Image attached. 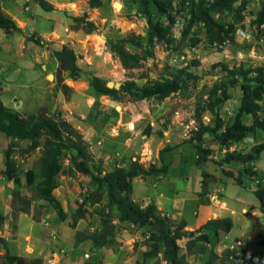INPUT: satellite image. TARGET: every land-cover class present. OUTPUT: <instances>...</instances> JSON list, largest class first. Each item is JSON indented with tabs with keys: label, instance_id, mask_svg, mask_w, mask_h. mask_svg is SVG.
I'll list each match as a JSON object with an SVG mask.
<instances>
[{
	"label": "rangeland",
	"instance_id": "374dc122",
	"mask_svg": "<svg viewBox=\"0 0 264 264\" xmlns=\"http://www.w3.org/2000/svg\"><path fill=\"white\" fill-rule=\"evenodd\" d=\"M39 1L2 0L4 14L21 29V32L13 33L0 29V99L3 104L25 120L45 115L72 125L88 146V164L96 176L117 168L128 169L134 156L145 168H160L164 163H160L161 158L165 155L167 164L171 165L169 174L137 177L133 181L132 198L142 207L160 200L162 210H158L159 214L166 218L172 230L181 227L185 231L183 218L194 224V230L186 232L200 231L208 222L207 215L200 212L199 206L195 208L200 212L197 216L192 209L195 205L192 195L198 188L201 173L202 183L207 173L205 182L208 183L209 200L218 205L214 207L217 214L209 213L208 218L229 216L234 219V228L229 233L221 232L218 237L209 232L212 242L204 244V252L197 246L190 250L185 242L182 243L183 263L222 264L219 258L212 259V253L223 257L228 249H234L245 264H264V208L255 195L259 185L264 187V152L254 167L259 177L253 180L243 178L247 187L236 182L243 174L244 166L225 162L229 154L247 153L252 145L263 143L264 134L260 133L258 139L254 136L249 138L252 140L249 144L245 141L220 144L213 134L208 133L202 143V148L212 151L207 161L199 158L196 143L192 141L199 128L197 110L208 105L211 89L216 85H226L229 90L231 98L218 108L227 122L239 109L244 82L242 77L230 72L242 67L264 66V42L259 39L257 29L250 27L260 9L259 0H247L246 29L238 27L236 44H228L221 51L207 42L202 27H196L193 37L197 35L202 41L195 51L189 52L190 37L178 43V52H171L165 45L158 44L154 48V56L142 61L135 69H125L119 58L108 49L110 42L131 35L139 37L143 47L127 44L129 52L142 56L148 47V19L133 0H100L98 8H91L89 0H45L54 7L51 12L43 10ZM182 1L185 4L186 0ZM174 6L177 7L176 3ZM72 17L93 22L96 31L87 34L83 28L77 29ZM63 47L74 51L77 63L84 71L78 80L70 78L69 72L61 71L53 55ZM172 56L177 57L178 62H173ZM193 61L199 62L190 70L197 76L196 81H191L187 89L164 101H135L123 94L104 96L90 84V79L97 76L107 82L135 81L144 86L147 82L173 78L181 67ZM262 108L260 115L264 118V101ZM216 118V114L210 111L201 115L204 125L208 126H214ZM245 122L251 123L252 116H247ZM135 124L137 127L132 129L130 126ZM148 126L152 137L143 131ZM9 143L11 139L0 132V237L7 241L12 253L28 261L40 257L45 260L44 264L94 263L92 237L104 230L102 209L107 202V194L103 195L101 203L89 207L86 217L73 228V212L85 195L96 190V186L92 175L69 171L71 154H66L64 171L57 180L59 186L54 195L68 214L67 220L61 221L53 207L47 205L33 188L22 191V197L31 200V213L18 212V208L12 205L14 185L4 173ZM29 144V141L18 142L14 154L23 184H26V172L36 169L42 156L40 149L25 153ZM162 148L164 155L159 152ZM227 173H233L234 178ZM216 183L218 185L215 186ZM221 188L224 200L229 204L228 210L218 203L222 198ZM201 190L205 189L202 187ZM160 192L166 197L160 199ZM202 192L199 193L200 204H204ZM181 202L185 205V217H178L175 213V206L179 208ZM40 206H45L41 221H33L34 211ZM219 209L227 211L219 215ZM111 220L107 232L116 245L102 248L98 264H137L144 261L145 242L148 240L145 237L150 234L148 228L122 223L116 213ZM4 253L5 248L0 245V255ZM147 264H169V261L161 249L157 257L147 260Z\"/></svg>",
	"mask_w": 264,
	"mask_h": 264
},
{
	"label": "trees",
	"instance_id": "16d2710c",
	"mask_svg": "<svg viewBox=\"0 0 264 264\" xmlns=\"http://www.w3.org/2000/svg\"><path fill=\"white\" fill-rule=\"evenodd\" d=\"M137 6L146 15L149 23L148 47L144 54L138 55L127 50L126 45L143 47L139 37L134 35L112 41L108 45L111 53L117 56L125 69L138 68L142 61L148 60L154 56V48L158 44H163L166 49L178 52V43L190 37L189 49L196 47L202 41L197 35L193 37L195 28L202 27L205 39L210 45H216L219 50L225 49L228 44H236V31L238 27L246 29V10L247 0H198L185 8L182 0H133ZM260 9L252 26L257 29L259 39L264 42V0H259ZM40 7L48 12L54 10V7L45 0H40ZM176 3L177 7L174 6ZM91 8L101 6L100 0H89ZM76 23V28H83L87 34L96 31V26L85 18L72 17ZM177 20H182L185 24L184 32L179 41L172 38L174 26ZM0 29L6 33L21 32L17 23L4 14L2 10V0H0ZM40 44V42H37ZM54 57L59 62L61 71L69 72L70 78L78 80L82 77L84 71L77 63V56L74 51L68 47L53 52ZM198 61H193L190 65L181 67L173 78H165L154 82H147L144 86H139L135 81H126L122 83L119 90L110 89L107 81L93 76L90 84L94 90L104 96L115 97L119 94L128 95L132 100L150 101L156 99L164 101L173 94H176L189 87L191 81H196L197 76L191 72L193 66H198ZM227 70V67L225 66ZM230 74L240 76L244 79L241 86L242 98L238 111L226 122V118L221 116L218 109L222 104L231 98L226 85H216L209 93L208 105L201 110H197L198 131L192 137L199 151V158L207 161L212 151L202 148V143L206 134L214 135L216 141L220 144L238 143L247 141L253 137L258 139L260 133L264 134V118L260 113L263 110L264 101V66L244 69L239 68L231 71ZM236 81V80H235ZM65 88H68L67 86ZM216 109L218 110L216 112ZM210 111L216 114L214 126L204 125L201 115L202 112ZM247 116H252V122L246 123ZM0 132L11 139L5 152L4 173L9 181L14 185L12 205L18 208L17 211L30 214L31 200L22 197V191L26 188H33L39 197L55 210L61 221H66L68 214L63 209L60 201L54 195L58 189V178L62 171L63 159L66 154H71V166L69 171L92 175L96 190L85 195L83 202L78 209L73 212L72 227L75 228L79 220L84 219L89 213V207L103 201V195L107 194V202L102 209L104 230L98 231L92 237L91 249L94 252V263L98 264L102 253L101 250L106 246H115L116 241L110 239L107 228L112 224V215L116 213L119 221L128 223L132 226L147 227L150 238L145 242V251L143 253L144 261L137 264H147L149 258L157 257L163 249L165 258L169 264H184L181 257L182 243L190 250L200 247L204 252V244L212 242L214 237L220 236L221 232L229 233L233 228L231 218L213 219L208 221L200 231L186 232L178 227L172 230L165 217L159 214L155 203L146 207L133 201V181L139 176H161L166 175L168 167L163 165L160 168L143 167L139 159L131 161L128 169L117 168L104 175H94L92 168L88 164L87 144L83 137L72 125L63 120H54L49 116L36 117L33 120H25L21 115L7 108L0 99ZM150 127L145 132L149 136ZM29 141V146L24 150L25 153H34L41 150L42 156L36 169H30L26 172V184H23L19 174L18 166L14 159L16 145L18 142ZM264 152V142L252 145L247 153H233L225 158L228 164H242L243 174L236 179L237 184L247 187L243 178L253 180L258 176L254 171L256 162ZM163 153V151H162ZM234 178L233 173H227ZM205 179L208 174H204ZM203 180L202 197H208L206 185ZM255 195L264 208V187L258 186ZM206 205L210 203L209 198L203 199ZM18 200V202H17ZM45 206L35 209L33 220L41 221ZM1 218V217H0ZM0 245L5 248V253L0 255V264H44L43 258H34L28 261L25 257L11 252L7 241L0 237ZM203 247V248H202ZM212 259H220L222 264H245L237 255L236 250L228 249L223 257H218L212 253ZM92 259V260H93ZM97 261V262H96ZM214 262V261H213Z\"/></svg>",
	"mask_w": 264,
	"mask_h": 264
},
{
	"label": "crops",
	"instance_id": "0c3cea01",
	"mask_svg": "<svg viewBox=\"0 0 264 264\" xmlns=\"http://www.w3.org/2000/svg\"><path fill=\"white\" fill-rule=\"evenodd\" d=\"M131 127V126H130ZM135 127H137V124H135L134 125V128ZM149 127V126H148ZM148 127H145L144 129H143V131L144 132H146V130L148 129ZM138 131H140V129H138ZM138 131H136V132H138ZM150 132H151V130H150ZM150 132H149V136H151L152 137V135H150ZM144 145H148L147 147H149V144L148 143H144ZM128 146V145H127ZM174 149H176V148H173V150ZM161 151H159L160 152V154H161V152L163 151V154L162 155H164V153H165V151H164V149L162 148V149H160ZM162 161H160V163H162L163 161H164V163H162L163 165H165V166H167L168 167V172H167V174L166 175H163V176H167L168 174H169V172H170V166L171 165H169V164H167V161L165 160V155H164V158H163V156H162ZM132 160L133 161H136L137 160V157H133L132 158ZM169 162V161H168ZM162 165V166H163ZM169 165V166H168ZM202 174H203V172L201 173V178H200V180H199V182H198V188H197V190L193 193V195L192 196H194V206L192 207V209H195V208H197L198 206H199V209H200V212H203L204 214H205V216L207 215V221H209V220H211L210 219V217L208 218V214L209 213H212V214H217V212H216V210L217 209H215L214 207H217L218 205H217V203H215V202H211L210 201V203L208 204V205H206V204H200L201 202H200V200L201 199H199V197H200V192H202ZM216 185H218V183H216L215 184V186ZM221 190H222V193H221V200H219L218 201V203L221 205V207H225V209H229V204H228V202L226 201V200H224V198H225V195L223 194V189L221 188ZM242 192V191H241ZM179 195V194H178ZM199 195V196H198ZM210 195V194H209ZM209 195H208V197L207 198H209ZM156 197H157V195H156ZM158 197H161L160 199H162V198H164V197H166V195L163 193V192H160L159 194H158ZM156 200H157V198H156ZM183 201H187L188 199H182ZM159 203H161V201L159 200V202L157 201V203H155L156 204V206L158 205V210H162L161 208L162 207H160V205H159ZM181 205H180V207L178 208L177 206H175V213H176V215L178 216V217H185V215L183 214V209L185 210V205L183 204V202H181L180 203ZM227 210H221V209H219V215H221L222 213H223V211H227ZM244 211H245V208L243 209ZM195 215L194 216H197V213H200V212H197V210L195 209ZM231 213L232 214H234L235 213V210L234 209H232L231 210ZM222 216V215H221ZM221 216H219V217H214L215 219H224V218H231V217H229V216H227V217H221ZM212 218V217H211ZM232 220H233V228H234V219L233 218H231ZM183 220L185 221V224H186V226H185V231H191V230H194V224H192V223H190V222H188L187 220H185L184 218H183ZM34 221V220H33ZM233 228H232V230H233ZM189 229V230H188ZM243 232V230H241V233ZM28 236V235H27ZM27 238H29V236L27 237Z\"/></svg>",
	"mask_w": 264,
	"mask_h": 264
},
{
	"label": "built area",
	"instance_id": "2783aa9c",
	"mask_svg": "<svg viewBox=\"0 0 264 264\" xmlns=\"http://www.w3.org/2000/svg\"><path fill=\"white\" fill-rule=\"evenodd\" d=\"M195 1H198V0H186L185 4H184V7L187 8L189 6H191V4ZM184 29H185V24L182 20H177L176 23H175V26H174V31L172 33V38L177 42L181 39L182 37V33L184 32ZM196 50V47H193L190 49L189 52H192V51H195ZM173 62H178V59L177 57H173ZM246 144H249V143H252V140L251 139H248L247 141H245ZM234 147L231 148V150H233ZM83 202V200L81 201ZM150 238V235L147 234L145 239H149Z\"/></svg>",
	"mask_w": 264,
	"mask_h": 264
},
{
	"label": "water",
	"instance_id": "95a60500",
	"mask_svg": "<svg viewBox=\"0 0 264 264\" xmlns=\"http://www.w3.org/2000/svg\"><path fill=\"white\" fill-rule=\"evenodd\" d=\"M116 7L119 8L120 6H119V5H116ZM107 86H108V88H110V89L115 88V89L119 90V89L121 88V86H122V83L108 82V83H107Z\"/></svg>",
	"mask_w": 264,
	"mask_h": 264
},
{
	"label": "bare ground",
	"instance_id": "6f19581e",
	"mask_svg": "<svg viewBox=\"0 0 264 264\" xmlns=\"http://www.w3.org/2000/svg\"><path fill=\"white\" fill-rule=\"evenodd\" d=\"M119 6H120L119 8H122V6H121V5H119ZM131 128H132V129H134V126H133V125H131Z\"/></svg>",
	"mask_w": 264,
	"mask_h": 264
}]
</instances>
